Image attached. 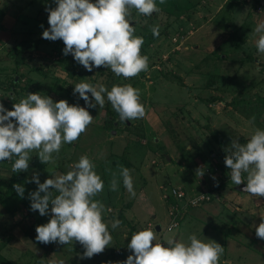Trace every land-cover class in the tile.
Instances as JSON below:
<instances>
[{
    "label": "rangeland",
    "instance_id": "rangeland-1",
    "mask_svg": "<svg viewBox=\"0 0 264 264\" xmlns=\"http://www.w3.org/2000/svg\"><path fill=\"white\" fill-rule=\"evenodd\" d=\"M203 1L163 0L159 3L157 0L160 11L153 13V17H144L131 9L128 19L134 26V35L144 37L141 54L148 56V70L124 80L102 67L86 72L73 61L71 54H62L61 40L41 38L43 29L39 25L48 27L45 8L55 7L52 0H0V103L6 108L11 109L12 104L28 92H39L53 101L66 99L70 104L83 106V100L72 95L73 85L81 80L104 84L106 88L114 83L130 82L139 89L140 102L145 108L143 118L120 122L105 98L103 108L89 109L92 123L77 140L62 144L51 162L41 164L36 150L29 152L27 171L14 173L11 161L0 162V264H79L83 249L78 242L43 244L34 239L35 226L47 222L48 216L29 210L28 192L36 188L30 182L33 170L43 182L45 178L65 173L70 163L82 154L92 160L104 181V190L94 197L105 205L103 219L109 226L113 218L121 221L116 229L109 227L112 240L99 253V264L115 262L117 258L124 260L120 258L124 253L115 258L111 251L127 245V237L134 231L151 227L157 238L162 236L155 228L156 224L166 225L167 204L162 193L171 185L185 183L188 192L199 193L200 183H204V186L212 185L219 194L228 186L230 173L223 163L224 149L236 136L240 125L232 112L217 114L209 104L214 102L212 107H221V111H238L239 96L245 103L249 94L257 89L256 99L264 105L260 88L264 79V58H260V53L253 54L259 33L248 28L252 25L255 29L252 16L246 19L247 12L264 8V0H227L224 3L213 0L210 8L201 12L205 16L208 12L210 16L213 14L211 31L200 19L192 25L186 21L191 17L189 8L196 5L200 9ZM218 5L219 10H216ZM153 25L159 26L156 37L151 34ZM198 26L191 36L187 33L190 27ZM221 37V46L216 47L214 43ZM240 45L246 56L250 52L249 57H253L243 65H240L241 53L235 49ZM255 59L259 64L255 65ZM251 85H256V89H250ZM249 102L256 106L258 103L254 99ZM215 124L222 130V139ZM200 128L209 131L202 134ZM195 144L206 147L208 154ZM188 145L191 147L187 148ZM121 166L130 170L136 193L133 197L120 183ZM198 169L201 176L196 173ZM113 173L118 184L116 191L108 187ZM212 176L216 178L215 186ZM14 183L24 186L23 198L17 196L12 187ZM260 201L262 197L256 200L246 197L240 203L244 208L256 206ZM240 215L244 223L252 220L249 214ZM254 219L256 225L261 221V217ZM175 231L167 230L165 238ZM234 235L244 237L243 234ZM245 240L228 257L239 258L233 259L234 264H264V251H255L262 247L259 243L263 240L254 236ZM81 261L80 264H88L87 258Z\"/></svg>",
    "mask_w": 264,
    "mask_h": 264
},
{
    "label": "clouds",
    "instance_id": "clouds-1",
    "mask_svg": "<svg viewBox=\"0 0 264 264\" xmlns=\"http://www.w3.org/2000/svg\"><path fill=\"white\" fill-rule=\"evenodd\" d=\"M52 2L55 7L45 8L48 27L39 25L43 29L41 38L61 40L62 54H71L73 61L86 72L102 67L116 77L129 80L148 70V56L141 54L144 39L134 35L135 29L128 17L131 9L144 17L159 12L157 0ZM254 31L259 33L256 50L264 53V21L258 22ZM151 34L153 37L159 35L158 25L151 27ZM72 95L83 100V106L70 104L66 99L53 101L39 92L26 93L12 104L11 109L0 103V162L11 161L14 173L27 171L32 150H36L41 164L51 162L62 144L77 140L92 123L89 109L103 108L105 98L120 122L145 116L139 89L130 82L114 83L106 88L104 84L94 85L81 80L73 85ZM11 99L14 100L13 93ZM224 152L223 163L229 170L232 184L243 182L241 191L253 198L264 197V129L255 128L245 143H240L238 138L232 139ZM196 173L202 175L199 169ZM242 173L246 174L243 181ZM119 177L129 196H135L130 170L121 166ZM211 179L215 186V176ZM30 182L36 188L28 192L29 210L48 216L47 222L35 226V241L58 245L78 242L83 249L80 259H90L108 247L112 240L109 227L114 230L121 221L113 218L110 226L104 221L105 205L100 199H94L104 190V181L86 154L71 162L65 173L45 178L43 182L39 173L33 170ZM12 187L17 196L23 198L24 186L14 183ZM108 187L110 191L117 190L115 173ZM254 228L255 236L264 240V217ZM127 238L126 248L130 254L122 261L103 264H218L223 254L219 243L211 239L205 242L194 233H189L186 241L169 237L162 242L154 230L147 227L132 232Z\"/></svg>",
    "mask_w": 264,
    "mask_h": 264
},
{
    "label": "crops",
    "instance_id": "crops-1",
    "mask_svg": "<svg viewBox=\"0 0 264 264\" xmlns=\"http://www.w3.org/2000/svg\"><path fill=\"white\" fill-rule=\"evenodd\" d=\"M226 1L227 0H221V3H224ZM213 2H214L213 0H204L200 5V9L197 8L196 5L189 8V10H191V12H190L191 17L186 21L190 25H192V22L200 19L201 22H203L205 24V26H207L208 30L211 31L212 30L211 18L213 16V14H211V16H210V14L208 12L207 15L205 16V15H203L204 13H201V12H206L210 8V6L213 4ZM244 3H246V2L244 1ZM219 5L216 7V10H219V7H220ZM250 15L252 16L254 27H256L258 22L264 21V8L263 7L260 9L254 8V10L252 9L251 13L247 12L246 19H248V17ZM151 17H153V16L151 15ZM199 26L198 27H190L189 30L187 31V33L191 36L193 33H195V30L197 28H199ZM248 28L251 29V31L253 33H256L254 31V28L252 25ZM227 29H228V27H227ZM226 34H227V32H226ZM224 35L225 34H223V36ZM150 36L151 35H149V37ZM222 40H223V37H221L219 40H216L214 43L215 46L216 47L221 46L220 41H222ZM241 45H240V47H235V49L241 53L240 59H242L241 60L242 63L240 65H243L246 61L251 60L253 57L252 58L249 57L251 54L250 52H248V54L246 56L244 54L245 49L243 47H241ZM253 54H255V56H256L259 53L256 52V49H255L253 51ZM260 55H261L260 58H264V53H262V54L260 53ZM253 62L255 63V65L259 64L258 59L253 60ZM263 81H264V79L262 80V83H261L262 85L260 88L262 90L263 98H264V82ZM250 89H256V85H253V86L251 85ZM226 93L228 94L227 91H226ZM257 96H258V90L257 89L254 90L253 94H249L247 101L245 103H243L244 99H242L241 96H239V99H238L239 103L236 104L238 111H234V110L233 111H228V110L226 111L225 109H223L224 108L223 105H222L223 110L221 111V107H219V106H218L219 108L212 107L215 105L214 102H211L212 104H209L211 106V108L213 110H215L214 112H216L217 114L232 112L233 115H235L237 117V121H238V124L240 125V129L237 131L236 136H233L231 139L238 138L240 143H245L247 141V139L250 137V135L252 134V132L255 130V128L264 129V110H263L264 105L259 104L260 99L257 100L256 99ZM253 99L258 101L257 106H256V103L249 102L250 100L252 101ZM217 100H214V101L217 102ZM219 101H221V103H222V100H219ZM253 117H254V119H252ZM221 124H222V120H221L220 125ZM220 125H218V126H220ZM215 126H216L215 130L217 131V134L219 133L218 135L222 139V134H223L222 130L219 129V127H217V124H215ZM213 129H214V127H213ZM213 129H211V130H213ZM208 131L209 130L206 128H200V133H202V134L206 133ZM207 141H209V140H207ZM215 144L218 145L217 142H215ZM195 145H197V144H195ZM197 146H199L200 149L204 148L203 153L208 154V149L206 147H204L203 145L200 146L199 144ZM189 147H191V145L187 146V148H189ZM212 155L214 156L215 153L212 152ZM221 156L223 157L224 155H221ZM166 158L168 159V157H166ZM218 158H220V157H218ZM241 175H242V181H243L246 174L242 173ZM183 184H185V183H183ZM183 184L182 185H179V184L171 185L170 188L171 187H180L186 191L188 196H193V195L198 194L197 193L198 191L192 192V190H191L190 192H192V193L188 192L185 189ZM200 185L202 186V188H199V190L201 189L199 191V193L203 192V191H208V192L212 193L211 200L200 203L199 205L184 207L183 211L181 212V215L178 218L177 224L173 227H169V216H168V211L166 208V217H167L166 225L163 227L160 224H158V225L156 224V228H155L156 231L158 232V234L162 235L160 238H157V239L161 240L162 242L166 241L168 239V238L167 239L165 238L167 230L168 231L169 230H176L175 232L172 233L171 236H168V237H174V238L181 240V241H186L188 234L194 233L198 239L204 240L205 242H209L208 239H211V240H214L215 242L219 243L223 247V254L220 257L218 264H234L233 259L238 260L239 258L230 259L228 256L233 254V250L235 249V247L241 246L242 244H244V242L246 241L245 238H247V237H251V236L256 237L255 236V230H254L255 229L254 225H256V220L254 218L262 217L264 215V198L262 197L263 201H260L259 203L257 202L258 204L256 206H249V205L247 206L246 205L243 208L240 201L246 197H250V198H253V197L250 196L248 193L237 190V187H236L237 185H232L231 180H230L228 186H225L224 188L221 189L222 195L217 193V191L215 192L212 185L204 186V183H200ZM216 188H218V187H216ZM164 194H169V190L167 189L165 192H163L162 197ZM258 198L259 197L254 198V199L256 200ZM165 203L167 204L166 206L168 207V202L166 200H165ZM239 213H241L243 215L249 214L251 216L252 220H250L248 222L245 221L247 224L244 223L243 217L241 215L239 216ZM153 217H155V215H153ZM243 229H245L246 231H244ZM236 233L243 234L244 237L240 238L238 236H235L234 234H236ZM260 242L261 243H259V246L261 245L262 247L257 248V250L254 249L255 251H264V240H263V242L262 241H260ZM249 244H250V242L248 243V245ZM248 249H250V248L248 247ZM111 252H112V254L115 255V258H117V255L124 253V255H122L120 258L124 257V259H125L126 256L129 255L126 252H130V250L128 251V249L126 248V245H125V246H122L120 248L117 247L116 251H111ZM239 253H242V251H240ZM84 260L85 259H82L81 263H83ZM237 260H235V262ZM100 261H101V257L99 256V254L96 256L94 254L93 257L91 258V261L88 259V264H99ZM116 261H118V258L116 259ZM78 262L80 264V258H79Z\"/></svg>",
    "mask_w": 264,
    "mask_h": 264
},
{
    "label": "built area",
    "instance_id": "built-area-1",
    "mask_svg": "<svg viewBox=\"0 0 264 264\" xmlns=\"http://www.w3.org/2000/svg\"><path fill=\"white\" fill-rule=\"evenodd\" d=\"M163 197L168 202L169 227H173L177 224L184 207L199 205L200 203L209 201L212 198V193L203 191L196 195L188 196L182 188L171 187L169 194H164ZM194 200L196 201L195 204L192 203Z\"/></svg>",
    "mask_w": 264,
    "mask_h": 264
},
{
    "label": "water",
    "instance_id": "water-1",
    "mask_svg": "<svg viewBox=\"0 0 264 264\" xmlns=\"http://www.w3.org/2000/svg\"><path fill=\"white\" fill-rule=\"evenodd\" d=\"M237 190L241 191L242 187H243V183L241 185H237ZM264 198V197H263Z\"/></svg>",
    "mask_w": 264,
    "mask_h": 264
}]
</instances>
